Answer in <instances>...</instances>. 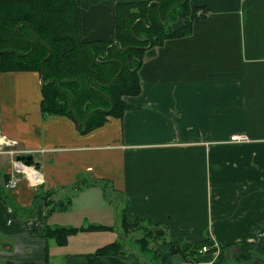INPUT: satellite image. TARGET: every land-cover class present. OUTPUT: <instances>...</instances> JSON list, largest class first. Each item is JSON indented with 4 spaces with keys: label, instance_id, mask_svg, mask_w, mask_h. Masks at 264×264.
Here are the masks:
<instances>
[{
    "label": "crops",
    "instance_id": "obj_1",
    "mask_svg": "<svg viewBox=\"0 0 264 264\" xmlns=\"http://www.w3.org/2000/svg\"><path fill=\"white\" fill-rule=\"evenodd\" d=\"M148 1L156 0H77L81 38L113 40L117 4ZM192 7L206 9L205 18L194 14L191 35L149 49L141 94L125 97L131 108L121 119L89 133L67 117L43 115L38 73L0 71V183L12 179V163L2 160L15 150L35 155L42 175L39 185L20 176L9 189L23 210L0 199V264H46L47 245L48 264L67 252L40 235L49 224L44 200L36 212L24 210L42 191L71 201L69 221L53 226L121 223L128 208L130 222L155 226L153 240L211 239L224 253L219 264H264V0H192ZM235 135L248 141L232 142ZM114 191L121 207L94 215L93 202L107 203ZM170 245L158 261L190 262ZM242 249L248 260H238ZM88 250L68 249L66 263L88 264ZM220 252L198 253V263L214 264ZM100 263L154 264L136 250Z\"/></svg>",
    "mask_w": 264,
    "mask_h": 264
},
{
    "label": "trees",
    "instance_id": "obj_2",
    "mask_svg": "<svg viewBox=\"0 0 264 264\" xmlns=\"http://www.w3.org/2000/svg\"><path fill=\"white\" fill-rule=\"evenodd\" d=\"M184 1L118 3L115 38L111 41L87 42L79 33L77 0H0V71L36 72L42 77L44 68L41 102L43 115L67 117L77 123V118L82 121L89 113L95 111L87 120L84 133H89L104 126L111 117L121 119L131 108L125 97L141 94L140 70L149 49L162 47L170 40L191 35L194 14L199 15V19L205 18L206 9L192 7V0L186 3ZM117 42L121 44L120 47L112 46ZM50 52L51 56L46 59ZM100 109L112 110L105 112ZM9 182L10 177H6V181L0 183V199L15 210L21 211V206L13 204L6 187ZM80 184L75 187L79 188ZM94 184L96 183L92 182L90 185ZM54 194L55 191L37 192L33 206L24 210L36 212L41 200L46 203L47 219L56 208L67 210L71 201L54 200ZM122 213L124 235L141 227L140 218L130 222L128 208ZM33 217L34 214L31 218ZM154 227L144 226V237L135 241L141 243L143 255L152 250L151 242H157L153 240L155 237L150 230ZM104 229L113 230V227L91 225L89 228H70L47 223L40 235L47 239V242L53 240L58 246L65 247L69 244L71 236L83 231ZM204 246L211 247V252L216 250L211 239L178 244L182 256L190 260L187 264H199L197 254ZM242 250L238 260H248L249 255ZM126 252V243L123 240L114 241L88 255V264H101L102 256L124 255ZM156 256L160 257L157 251ZM222 257L223 251L214 264H219ZM48 258L49 245L45 251L46 264ZM150 259L148 258L149 261ZM151 262L159 264L162 261L151 259Z\"/></svg>",
    "mask_w": 264,
    "mask_h": 264
},
{
    "label": "rangeland",
    "instance_id": "obj_3",
    "mask_svg": "<svg viewBox=\"0 0 264 264\" xmlns=\"http://www.w3.org/2000/svg\"><path fill=\"white\" fill-rule=\"evenodd\" d=\"M3 144H1L0 146V151H5V149H3L4 147L2 146ZM2 147V148H1ZM6 148V147H5ZM18 149V148H15ZM11 155H14L13 153H10ZM10 154H4L5 158H3L2 162L5 164L10 165V162L13 165V161H15L14 159H10ZM3 155L0 154V157H2ZM40 159V156L37 157ZM6 159V160H5ZM111 187V186H110ZM9 190V189H8ZM112 187H111V191H112ZM71 194V193H70ZM118 195V193H116V191L114 192H108L107 196L105 197V200L107 201V203H104L101 199H96L93 202V214L97 215L101 212H104L106 217H108V215L110 213H112L114 211L113 207L111 204H113L115 206L116 209H119V206L121 207V200H118L115 196ZM119 196H122V194H119ZM103 200H104V194H103ZM58 199L59 200H62ZM75 205L80 206L79 204L75 203ZM72 210V205L68 204L67 210H58V208H56V210H54L49 218L47 219V221L49 222V224H52L54 219H57L59 222L63 221L65 219V221H69L70 219V213L73 212ZM76 212L78 213V209L76 210ZM57 213H68L66 216L61 215V214H57ZM25 219V217H24ZM107 218H105V223H95L93 221H90V223H88L87 225H85V228H89L91 225H101L103 224L104 226H109V225H114V226H109V227H113V230L111 229H107V230H100V231H92L94 234H89L87 232V234L89 235H82L84 234L86 231H83L82 234H79L77 237H75L71 243L67 246V247H60L56 244L55 241L51 240L52 243H54L55 247H56V251H67L64 252L63 255L56 257L55 259V263L54 264H67L66 263V256L67 254H69L68 249H70L71 252H74L77 249H89L88 250V255L94 254V252L100 248L101 246L104 245H108L109 243H112L114 241H120L123 240L126 243V248H127V252L129 253L130 250H136L138 252V254L143 256V252L141 249V243L139 242H135L137 239H140L142 237H144V226L147 227L149 224L148 223H144L145 221H143V219L141 220V227L139 229H137L134 232H131L128 235H124V228L122 227V222L120 223V219L119 222L118 220L113 222V223H108ZM83 226V225H82ZM172 227H174V225H171V229ZM170 229V230H171ZM171 241H176V240H171L170 239V234L168 233L165 237L164 240H159V241H153L151 242V248L152 250H149L148 254L145 255V257L147 256V258H151V259H155V261H158L157 259H159V256L155 257V251H157L158 253L163 252L165 250H167V247L169 246V244H171L170 246L174 247V246H178V244L180 245H185L186 241H177V242H172ZM163 245H167L166 247H162ZM63 248L65 250H63ZM59 254V253H58ZM206 255V254H205ZM112 256V255H109ZM107 256H102L100 257V259L102 258H107L109 257ZM86 259H88V256H86ZM71 264H76L74 262H71ZM157 264V263H154Z\"/></svg>",
    "mask_w": 264,
    "mask_h": 264
},
{
    "label": "built area",
    "instance_id": "obj_4",
    "mask_svg": "<svg viewBox=\"0 0 264 264\" xmlns=\"http://www.w3.org/2000/svg\"><path fill=\"white\" fill-rule=\"evenodd\" d=\"M248 139L247 137L243 136V135H235L232 137V142H236V143H244L247 142ZM2 144V143H1ZM0 144V146H1ZM13 154L15 155H20V154H28L25 151H12ZM27 168H31L34 171L38 172L40 175H37L38 177H41L42 179V175L40 173V171L36 170L33 167H29L24 165L22 162H18V161H13V170H12V179L10 181V183L7 185L8 189H14L18 186L19 180H20V176L24 177L25 179L29 180L32 184L34 185H39L40 183H42L41 179L38 180L37 182H33V180L31 179V177L29 176V171ZM31 172V171H30ZM214 247L216 248V250L214 251L215 253L218 254L220 248L217 247V245H214ZM211 247L209 246H204L201 250V253H208L210 251Z\"/></svg>",
    "mask_w": 264,
    "mask_h": 264
},
{
    "label": "water",
    "instance_id": "obj_5",
    "mask_svg": "<svg viewBox=\"0 0 264 264\" xmlns=\"http://www.w3.org/2000/svg\"><path fill=\"white\" fill-rule=\"evenodd\" d=\"M187 1L188 0H185L184 3H186ZM148 19H149V17H148ZM114 45H118L120 47L121 44L119 42H117V43L113 44L112 46H114ZM109 48H111V47H109ZM109 48H108V50H109ZM51 54H52V52L49 53V55H48V57L46 59H48L51 56ZM122 70H121V72H122ZM119 74L117 75V77L119 76ZM41 75H42V77H41V84H42L43 80H44V68H42ZM117 77L114 79V81L117 79ZM71 103H72V100L70 98V104ZM100 110L105 111V112H111L112 109H110V110L100 109ZM73 112H74L75 117H77V113H76V111L74 109H73ZM94 113H95V111L89 113L82 121L79 118H77V127H78L79 131L84 132L86 130L87 120ZM16 160L18 162H22L26 166L35 168L38 171H40V169H41V163L39 161H37L35 156L33 154H31V153L30 154L17 155L16 156Z\"/></svg>",
    "mask_w": 264,
    "mask_h": 264
},
{
    "label": "bare ground",
    "instance_id": "obj_6",
    "mask_svg": "<svg viewBox=\"0 0 264 264\" xmlns=\"http://www.w3.org/2000/svg\"><path fill=\"white\" fill-rule=\"evenodd\" d=\"M0 142H1V138H0ZM28 169V171H29V176L31 177V179L34 181V182H37L38 180H40L41 179V177H38L37 175H40L38 172H36V171H34L33 169V171L32 172H30L31 170V168H27Z\"/></svg>",
    "mask_w": 264,
    "mask_h": 264
}]
</instances>
